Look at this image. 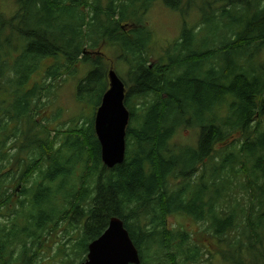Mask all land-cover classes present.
<instances>
[{
	"label": "trees",
	"instance_id": "16d2710c",
	"mask_svg": "<svg viewBox=\"0 0 264 264\" xmlns=\"http://www.w3.org/2000/svg\"><path fill=\"white\" fill-rule=\"evenodd\" d=\"M15 1L21 10L34 4L36 12L30 21L22 15L5 20L0 13V39L6 37L3 32L8 29L17 34V41L19 38L30 40L22 57L21 51L17 56L12 55V49L18 45L11 48L9 39L5 43L0 40V217L12 210V206H17L18 210L27 209L29 197L20 198L29 190L23 184L37 172L38 178L31 186L38 188L35 198L43 200L48 208L35 201L41 218L39 223H34L33 217L27 214L26 220L34 229L25 235V239L40 235L45 228L51 231L59 226L60 220L68 218L70 226L82 228V236L75 246L84 251L88 243L103 232L109 218L118 216L139 251L144 247L141 251L151 248L153 253L161 254L152 260V264H161V260L166 261L163 264H187L197 260L199 252L193 246L204 235L195 234L196 242H191L189 230H184L179 223L169 226L168 221L188 217L198 222L206 221L205 229L215 236L226 233L227 245L232 249L225 255L228 261L256 264L244 261L241 253L249 248L251 255L253 246L257 254L263 252L258 249L263 247V240L256 228L264 224V211L257 213V207L264 205L261 183L264 179V62H257L253 55L264 45V4L261 5L264 0H258L261 6L255 13H249V0H219L225 3L219 12L206 6L209 0L202 5L200 0H192L190 7L191 0H163L167 7L182 12V15L186 12L182 5H187V11L195 9L201 21L194 27L185 24L180 40L173 42L171 51L155 64H148L145 56L152 48L147 28L143 25L131 29L132 33L123 31L129 26L121 23L127 14L128 0H122L118 8L113 6L115 0H110L106 9L100 7L99 0ZM95 8L92 18L96 19L99 10H107L105 14L111 18L109 26L96 34L109 44L119 45L124 51L119 57L130 65L132 86L127 102L131 124L127 127L125 159L113 168L102 163L93 120L85 127H79L82 116L74 113L71 124L64 122V110L60 106L56 107V117L62 121L59 128L55 125L40 128L34 118L35 114L44 115L46 109H43L42 99L59 87L53 83L62 75L78 72L82 63L90 62L92 68L76 84L78 99L81 101L85 94L92 96L97 91L100 98L105 89L106 73L103 70L106 65L101 56L96 55L98 48L83 53L91 33L85 28L93 26L89 14ZM208 10L210 16H207ZM131 13L129 18H133ZM112 20L117 22L112 25ZM207 24L211 33L200 36L203 25ZM93 55L94 59L90 57ZM241 55L244 59L237 61L235 57ZM8 58L14 59L9 62ZM45 59H52L51 64L37 68V64ZM31 61H37L35 66H27L33 65ZM37 74H41L39 79L35 78ZM46 80L53 83H46ZM101 86H104L102 90H97ZM72 90L75 92L74 86ZM6 93L11 96L7 101L3 100ZM130 93L134 97L150 95L151 100L136 108ZM161 95L165 98L160 99ZM183 98L186 99L183 105L193 108V115L178 106ZM187 99L199 104L187 102ZM223 103H226L227 113L221 117L217 107ZM29 116L33 121L26 132H31L33 137L24 140L36 145L37 153L20 159L21 146L17 148L11 141H17L25 132L23 119ZM192 117L194 122L190 120ZM43 118L47 119V116ZM183 125L198 130L194 146L170 142ZM58 134L62 135L60 146L55 143ZM44 160L47 164L40 167ZM6 162L10 168L4 171ZM20 164L21 172L12 179L4 178L18 170ZM81 166L84 172L79 170ZM70 176L74 180L66 189L67 202L61 204L56 213L52 206L54 193L61 190L62 182ZM222 176H229L230 180L238 178L237 196L231 198L228 195L226 199L229 213L219 211V190H215V194L207 190L209 182ZM230 184L228 181L226 187ZM207 193H212L209 200L205 199ZM245 195L250 198L248 205L237 200ZM17 222L15 219L9 227L0 228V234L6 232L3 235L6 239L15 236ZM239 223L246 224L248 231L236 238L233 231H237ZM16 239L20 245L22 239ZM245 239L249 240L248 247L244 246ZM258 264H264V257Z\"/></svg>",
	"mask_w": 264,
	"mask_h": 264
},
{
	"label": "rangeland",
	"instance_id": "374dc122",
	"mask_svg": "<svg viewBox=\"0 0 264 264\" xmlns=\"http://www.w3.org/2000/svg\"><path fill=\"white\" fill-rule=\"evenodd\" d=\"M205 0H200L201 5ZM211 0H209L210 2ZM110 0H99V5L103 9H106L110 5ZM192 0L189 2V7L192 5ZM206 5L207 7H210V9L214 8L217 12L219 10H222V6L225 4L224 2H221L219 0H212L210 3ZM148 4L147 8L144 10L143 6ZM263 1L261 2V5H263ZM122 5V0H115L113 3V6H117V8ZM260 2L258 0H249V13H255L257 9L261 6ZM187 5H185V8ZM25 10H21L19 5L16 3L15 0H0V13L2 15V19H11L13 16L22 15L26 21H30L32 19V16H34L36 9L34 8V4L25 6ZM184 8V9H185ZM195 8V7H193ZM188 9V8H187ZM95 10L91 11L89 14L90 18L94 17ZM19 11V13H17ZM107 10H99L96 19L92 18L90 20V23L93 22V26H87L85 28V31L91 32L90 36L87 38V42L84 45V47L90 51L101 49L102 53L105 54L104 57H100L103 60V63L106 65L105 70H103L104 74L106 73V69L109 65V60H111V64L114 66V69L118 76L123 79L124 81H127L128 86H132L130 82V66L125 62L123 58H120L119 56L124 53V51L121 49L119 45H112L107 42L105 38H103L101 35H97L96 33L98 30L104 31V27L106 25L109 26L111 18L107 17L105 14ZM137 11V13H135ZM131 13V16L129 18V15ZM126 15L124 14L122 20V25L126 26L124 27L123 31L132 33L131 25L135 24V26H145L147 30L151 34V40H152V48L148 47V51L145 56L148 59V64H155L160 57H163L166 55L167 52H170V45L175 42L179 41L181 37V32L185 24H187L188 27H194L200 25V14L197 13L195 9H191L189 11L186 10L185 15H182V12L179 13V11L173 10L169 7H167L163 0H152L151 3L148 2V0H128V4L126 7ZM43 14V12H40V15ZM207 16H210V11L208 10ZM209 18V17H208ZM18 20V19H17ZM185 21V22H184ZM19 22V20H18ZM117 21L112 20V25H114ZM196 22L195 25H193ZM20 23V22H19ZM16 24V22L14 23ZM20 27V24H19ZM21 29V28H20ZM23 30V29H22ZM6 33L3 32V35L6 37H2L1 42L5 43L6 39L11 41L10 47L13 48L14 45H18V47L12 49V55L17 56L18 52H20V56L23 55V50L25 48L26 43H29V39L19 38L17 41V34L10 32L8 29H5ZM198 31V30H196ZM205 35L209 36V33H211L209 25H203V28L200 32V36ZM261 41V40H260ZM258 41V42H260ZM96 42V43H95ZM257 45V44H254ZM263 47L257 52L254 53L253 57L256 59L257 62H264V45ZM130 54V52L128 51ZM246 55V54H244ZM244 55L236 56L235 59L238 61L240 59H244ZM91 58H95V55L90 56ZM14 58H8V61L11 62ZM210 61V60H209ZM208 61V62H209ZM33 62V65L29 63L27 66H35L37 61H31ZM52 59H45L42 62H39L37 64V68L41 66V68L47 67L49 64H51ZM255 66H257L255 64ZM28 67V68H29ZM92 68V65L90 62L82 63L80 65V69L78 72H76L73 75H62L56 82H50L49 80H46V83H53L54 85H59L58 88L54 89V91H50L46 97L42 99V105L43 109H46L43 116H39L37 114L34 115V118L38 120L40 128H42L43 125H47L48 128H51V126L55 125L57 128L61 127V120L60 118L56 117V107L60 106L64 110V115L62 117V120L64 122L70 123V118L74 113L80 114L82 118H80V121H78V126H84L87 123H91V121L94 118L95 111L97 106L99 105V95L100 93L94 92L92 96H88V94H85L82 97V100L80 101L76 94V84L77 82L83 78L86 74V72ZM42 71V70H41ZM43 72V71H42ZM41 73V72H39ZM32 76V75H31ZM41 74H37L35 78H40ZM75 87V92L72 90V87ZM107 86V79L105 75V87ZM104 86L99 87L97 90H102ZM19 90H23V88L18 87ZM129 91V88H128ZM54 93V94H53ZM7 96H4L5 101L11 99L10 94L6 93ZM76 94V97H75ZM128 94V92H127ZM53 95H57L58 97L55 99ZM88 96V97H87ZM87 97V98H86ZM130 98L133 103V105L136 108L140 107L141 103H144V105H147L151 97H134L132 93H130ZM165 98V96L161 95L160 99ZM84 99V100H83ZM186 99L183 98V100L179 101L178 106L182 107L183 110H188L191 115L192 109L188 106L183 105V102ZM192 102L199 104L195 102L193 99H190ZM187 99V102H191ZM159 100L156 101V108H158ZM186 102V103H187ZM137 105V106H136ZM164 106V105H163ZM162 106V110H163ZM196 106V105H195ZM129 107V105H128ZM168 106L166 105V108ZM66 108V109H65ZM227 113V106L226 103L220 104L217 107V114L219 116H225ZM47 116V119H44L43 117ZM179 116H181V113H179ZM144 119V117H143ZM191 122H194V118L192 117ZM32 118L29 116L25 119H23L22 129L25 131L22 133V135L19 137V139L15 142L11 141L12 144L16 145L17 148L21 146V157H18L20 159L26 158L27 156H31L32 154L37 153L36 145H34L32 142L26 141L25 137H33L31 132H26V130L30 127V124L32 122ZM131 122L129 123V125ZM77 127V125H74ZM145 127V126H144ZM53 135V132L50 133V137ZM62 135L58 134L55 143L56 146H60ZM198 138V130H196L194 127L187 125V126H180L173 138L170 140L171 143H176L181 146H194L195 142ZM17 150V149H16ZM15 150V151H16ZM176 150H179L178 147H176ZM14 151V152H15ZM20 163V162H19ZM18 163V164H19ZM45 162L40 163V167ZM5 165L7 166L4 171L9 170L10 164L6 162ZM84 166V165H83ZM206 166L210 167L208 162L206 163ZM205 166V167H206ZM21 164L18 165V170H16L13 174H8L4 178L6 179H12V176H16L17 172H21ZM80 171H83V167L81 166L79 168ZM38 178L37 172L31 175L29 179V182L22 183L25 187H27L29 190L25 192L20 198L24 200V198L29 197L30 202L27 209L18 210L17 206H12V210L10 209L6 215L1 216L2 222H0V228L2 227H9L10 224H13V220H18L17 224H15L14 228V234L15 236L11 235L8 239H6L3 235L6 234V232H2L0 234V264H79L85 257L87 250L82 251L78 247L75 246L76 241L81 238L82 236V228L80 226L72 227L68 224V218L65 220L59 221V226L55 229H52L51 231H47L45 228L43 230V233L40 235H36L34 237L33 235L27 239H25V235L29 234L33 231V227L29 225V223L26 220L27 214H30L33 217L34 223H39L40 221V211H38L37 208H39V205L35 203V201H38L35 196L38 194V188L35 186H31L32 182L35 180V178ZM65 180V179H64ZM73 177L70 176V178L66 181L62 182L61 190H56L54 193V202L52 204L54 210L59 211V208L61 204H64L67 198V192L66 189H68L72 182ZM232 180V181H231ZM229 178V176H222V178H219L216 181H212L208 183V191H212L215 194V190H219L218 195L221 197V203L219 206L220 213L222 212H228L230 209L226 208V199L227 196H237V192L239 191V187H237V180L238 178ZM228 181L231 182L229 188L226 187V184ZM264 187V179L261 181ZM22 184H19L20 186ZM57 185V183L55 184ZM230 189V192L227 193V191ZM214 190V191H213ZM212 193H207L205 195V199L209 200L211 199ZM239 196L237 200H240L241 203L244 205H248L250 198L248 195ZM244 199V201H243ZM43 208L47 207L46 203L43 202V200L38 201ZM26 204L23 206L25 207ZM20 207V208H23ZM245 211L248 214V209L244 207ZM62 208L60 209V211ZM18 211V212H16ZM261 211H264V205H260L257 207V213L259 214ZM249 215V214H248ZM13 217V220H12ZM22 217V218H20ZM27 224V227L25 228L24 225V219ZM264 221V220H263ZM30 222H32V219L30 218ZM169 222L170 224H178L182 227H184V230H189V233L191 234V237H188L191 242H196L195 240V234L200 235L202 233L203 239H199L197 243L194 244L193 247L198 249L199 254H197V260L188 262L187 264H233L231 261H228L227 258H225L226 254L232 250L229 245H227V235L226 233L223 235H219L222 238L218 239L219 236H215L211 230H206V221L205 222H198L196 220H193L188 217H180V219H174L171 218ZM20 223V224H19ZM23 226V227H22ZM239 228L236 232L233 231V234L236 235V238L240 237V234L244 231L245 233L248 231V226L243 223H239ZM22 227V228H21ZM257 233L262 236L261 240L263 247L258 248L260 251H263L262 254L259 252L258 254L257 249L254 248V253L249 255V248H246L242 250L241 257L243 254V259L247 263H256L262 262V258L264 257V224L258 225L256 228ZM234 235V236H235ZM15 238V239H14ZM22 239L20 241V245H18V240L16 239ZM10 240V241H9ZM8 242L10 245L9 249L15 250V258L11 260V257L8 256L6 252H4V249H1V246L5 242ZM90 243V242H89ZM190 244V243H188ZM191 245V244H190ZM249 240L245 239L244 246L248 247ZM136 247V245H135ZM138 254L140 256V264H152V260L156 259L159 255L157 253H153L151 251V248L149 250H144V247H141L140 251L136 247ZM81 254L78 259L75 258L76 255ZM7 256L5 258L4 256ZM161 264L166 262L165 260L160 261ZM159 263V262H157Z\"/></svg>",
	"mask_w": 264,
	"mask_h": 264
},
{
	"label": "water",
	"instance_id": "95a60500",
	"mask_svg": "<svg viewBox=\"0 0 264 264\" xmlns=\"http://www.w3.org/2000/svg\"><path fill=\"white\" fill-rule=\"evenodd\" d=\"M88 52L83 49V53ZM108 86L94 115V132L102 163L109 168L124 161L125 135L130 113L125 105L126 88L113 66L107 71ZM139 254L123 221L111 216L103 232L87 246L79 264H138Z\"/></svg>",
	"mask_w": 264,
	"mask_h": 264
},
{
	"label": "flooded vegetation",
	"instance_id": "af4514ba",
	"mask_svg": "<svg viewBox=\"0 0 264 264\" xmlns=\"http://www.w3.org/2000/svg\"><path fill=\"white\" fill-rule=\"evenodd\" d=\"M2 214H4V215H6L7 213L6 212H4V213H2ZM9 247H10V245L8 244V242L6 241L5 242V245L3 244L2 246H1V249H4V252H6L7 254H8V256H10L11 257V260H13L14 258H15V250L14 249H9ZM5 258H7V256L5 255L4 256Z\"/></svg>",
	"mask_w": 264,
	"mask_h": 264
}]
</instances>
